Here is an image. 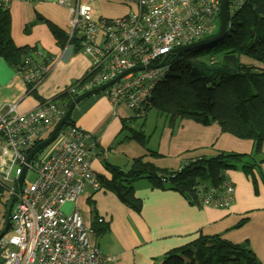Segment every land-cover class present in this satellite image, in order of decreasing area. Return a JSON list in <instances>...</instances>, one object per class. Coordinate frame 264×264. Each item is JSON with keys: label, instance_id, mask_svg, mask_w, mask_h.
Instances as JSON below:
<instances>
[{"label": "crops", "instance_id": "obj_1", "mask_svg": "<svg viewBox=\"0 0 264 264\" xmlns=\"http://www.w3.org/2000/svg\"><path fill=\"white\" fill-rule=\"evenodd\" d=\"M80 3L91 7L94 19L100 18L93 9L94 0ZM8 13L16 47L36 48L53 56L48 74L35 88L41 100L50 101L89 74L90 59L74 52L71 45L59 48L46 25L48 21L66 33L69 31L67 9L58 0H9ZM240 60L264 69L246 57ZM11 103L21 114L39 105L28 94L22 76L0 58V108ZM150 111L135 116L123 105L113 108L101 94L85 98L74 107L73 124L97 141L96 157L91 161L94 174L109 180L106 164L126 172L139 158L159 170L176 171L183 163L197 158H213L219 153L245 155L246 163L254 165L250 173L240 168L226 173L233 187L230 205L224 209L197 207L178 192L152 189L144 179L132 184L135 197L141 200L139 213L103 188L96 192L87 188L76 203L64 205L79 212L84 224L93 229L98 248L104 255L113 256L116 264H158L168 251L201 235L219 236L233 244L247 243L264 264V140L256 154L251 140L223 133L215 123L202 126L183 119L170 126L166 116L158 115L162 120L158 125L149 122ZM60 140L58 137L49 147L44 160L53 154ZM100 218L103 222L98 223ZM102 226L105 230L98 233Z\"/></svg>", "mask_w": 264, "mask_h": 264}, {"label": "built area", "instance_id": "obj_2", "mask_svg": "<svg viewBox=\"0 0 264 264\" xmlns=\"http://www.w3.org/2000/svg\"><path fill=\"white\" fill-rule=\"evenodd\" d=\"M120 2L134 4L135 9L107 20L94 19L91 7L80 0H58L67 9L69 39H77L79 52L91 61L92 76L82 89L91 90L125 71L143 67L101 91L113 108L123 105L140 117L154 87L168 72L166 64L155 66L165 61L173 49L211 37L219 28L221 0ZM8 3L0 0L1 7L7 8ZM243 3H226V31ZM48 72L49 68L30 66L17 73L25 83L39 84ZM62 115L50 101L26 114L18 113L16 104L0 109V198L4 194L8 204L13 199L9 226L0 238V264H116L113 256L104 255L98 248L93 230L76 209L69 214L60 211L65 203H76L85 189H102L91 169L96 139L75 126L68 127L60 130L57 137L61 140L52 155L45 160L35 156L29 164L25 162L30 150ZM24 166L25 174L32 171L35 179L25 182L24 174L18 189L17 180ZM232 193L233 187L226 180L219 189L196 187L190 200H196L200 207L224 209L230 205Z\"/></svg>", "mask_w": 264, "mask_h": 264}, {"label": "trees", "instance_id": "obj_3", "mask_svg": "<svg viewBox=\"0 0 264 264\" xmlns=\"http://www.w3.org/2000/svg\"><path fill=\"white\" fill-rule=\"evenodd\" d=\"M226 3L229 4V0ZM8 7L0 6V58L19 73L30 66L49 68L54 61L52 55L13 44ZM230 21V27L218 42L179 56L169 55L165 59L168 72L154 87L143 113L155 110L167 117L170 126L183 119L202 126L215 123L223 133L251 140L257 154L264 140V69L243 64L240 58L246 57L264 67V0H244L241 9ZM46 25L59 48L71 45L74 52L80 51L77 39H69L66 31L51 22L46 21ZM91 76L88 74L80 82L72 84L50 102L64 114L70 102L85 92L82 88ZM25 84L28 94L39 104L45 102L35 92L38 83ZM74 126L70 116L61 130ZM141 139L138 137L142 143ZM246 158L241 154L219 153L213 158L187 161L176 171L159 170L139 158L132 161L126 172L106 164L104 167L110 179H98L101 188L112 192L136 213L140 212L141 200L135 197L132 184L142 179L148 181L152 189L178 192L190 204L200 207L196 200H190L194 197L195 188L219 189L227 180V171L232 169L240 168L250 173L254 165H248ZM7 205L8 200L2 194L0 221L3 225ZM103 230L104 226L97 232ZM158 264L261 263L247 243L233 244L219 236L201 235L184 246L168 251Z\"/></svg>", "mask_w": 264, "mask_h": 264}, {"label": "water", "instance_id": "obj_4", "mask_svg": "<svg viewBox=\"0 0 264 264\" xmlns=\"http://www.w3.org/2000/svg\"><path fill=\"white\" fill-rule=\"evenodd\" d=\"M226 22H227L226 0H221L220 17H219V29H218L217 34H215L214 36L208 37L206 39H202L200 41L194 42L192 44L173 49L170 52V56L171 57L179 56V55H182V54H184L186 52L193 51V50L200 49V48H204V47H207L208 45H210L212 43L218 42L226 34ZM164 64H165V61H161L155 67L159 68V67H162ZM151 67L152 66H147L146 68H151ZM142 69H143V67H139V68H133V69H130L128 71H125L122 74H120L118 77L113 79L112 81L107 82V83H105V84H103V85H101L99 87L94 88V89L85 91L84 93H81L80 95H78L73 101L70 102V104L67 107V110L62 115V117L58 120V122L54 125L53 129L51 130V132L49 133L47 138H45L43 141H41L40 143L35 145L30 150V152L26 156V160H25L26 164H29V162L31 161L32 158H34L40 151H42L45 147L50 145L57 138L61 128L65 124L68 123L69 118H70L71 113H72V110L74 109V107L79 102H81L85 98H88L90 96H94V95L99 94L102 90H104V89L108 88L109 86H111L119 78H121L123 75L127 74L128 72L137 71V70L139 71V70H142ZM25 171H26V166L23 167L22 173H21L20 177L17 180L16 186H17L18 189L21 188L22 180L24 178ZM12 203H13V199H11L9 201V204H8V207H7V212H6L5 222H4V225H3V227H2V229L0 231V238L2 237V235L5 233V231L7 230L8 226H9V216H10Z\"/></svg>", "mask_w": 264, "mask_h": 264}, {"label": "rangeland", "instance_id": "obj_5", "mask_svg": "<svg viewBox=\"0 0 264 264\" xmlns=\"http://www.w3.org/2000/svg\"><path fill=\"white\" fill-rule=\"evenodd\" d=\"M94 2H95L94 8H93L94 11L98 12V14H100V18L107 19V20L120 18V17L128 14L129 11L135 9L134 4H131V5L130 4H128V5L122 4L120 2V0H94ZM217 32H218V28H215L213 33H212V36L217 34ZM12 104L13 103H11L10 105H12ZM7 106L8 105H6L5 107H7ZM5 107H3V108H5ZM3 108H0V109H3ZM158 115H160V114H157L155 112V110L154 111L151 110L149 115H148L149 122H156V124L161 125L162 120L159 118ZM50 132L51 131L44 134L43 139L47 138V136L49 135ZM155 134H157V131ZM57 140H58V137L50 145H48L42 151L39 152V154L37 155L38 160H44L45 155L48 153L47 150L49 149V147H51V145H53V143H56ZM11 177L13 178V173H12ZM34 179H35V174L32 171L28 170L25 174V178H24L25 182H33ZM72 210H73V207L67 204V205H64L60 211L64 214H69ZM0 219H1V214H0ZM4 221H5V218L3 219V222ZM0 261H1V259H0Z\"/></svg>", "mask_w": 264, "mask_h": 264}, {"label": "clouds", "instance_id": "obj_6", "mask_svg": "<svg viewBox=\"0 0 264 264\" xmlns=\"http://www.w3.org/2000/svg\"><path fill=\"white\" fill-rule=\"evenodd\" d=\"M219 29V28H218ZM1 231V230H0Z\"/></svg>", "mask_w": 264, "mask_h": 264}]
</instances>
